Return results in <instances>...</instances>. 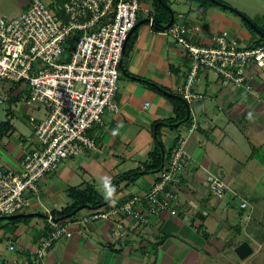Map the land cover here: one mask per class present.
Masks as SVG:
<instances>
[{"label": "crops", "instance_id": "crops-1", "mask_svg": "<svg viewBox=\"0 0 264 264\" xmlns=\"http://www.w3.org/2000/svg\"><path fill=\"white\" fill-rule=\"evenodd\" d=\"M206 1L165 0L161 7L155 0H141L138 23L119 70V113L107 112L103 124L89 131L98 142L97 150L63 161L41 181L40 196H31V205L20 218H0V264L35 263L34 252L51 231L49 215L72 205L70 189L92 186L109 203L100 208L107 211L149 194L159 172L123 182L111 200L115 188L109 185L143 170L158 140L168 157L177 132L186 133L190 125H162L158 130L159 124L176 118L180 90L194 66L187 50L164 32L185 25L187 41L202 48L213 47V38L225 31L242 48L264 46V37L233 11L264 33V0H215L233 10ZM18 6L7 17L27 11L30 0H21ZM155 19L164 30L152 27ZM249 74L252 92L223 87L215 72L200 70L193 91L202 98L188 106L198 129L186 134L191 159L177 191L176 214L149 217L144 226L126 216L119 224L84 223L95 211L90 208L67 220L58 217L56 222L67 226L73 237L58 242L46 264H264V68L252 67ZM27 92L25 84L12 85L10 100L0 111V163L17 172L28 153L43 148L35 126L48 116L44 105H27ZM211 176L227 186L222 199L212 195ZM243 203L247 208L241 207ZM244 245L252 251L242 256Z\"/></svg>", "mask_w": 264, "mask_h": 264}, {"label": "built area", "instance_id": "built-area-1", "mask_svg": "<svg viewBox=\"0 0 264 264\" xmlns=\"http://www.w3.org/2000/svg\"><path fill=\"white\" fill-rule=\"evenodd\" d=\"M60 1L30 0L24 13L0 15V106L10 100L12 85L25 84L27 105L42 104L48 111L47 118L35 126L43 148L28 153L18 172L0 163V218L27 211L31 196H40L41 181L54 174L63 161L97 150L98 142L89 131L103 124L107 112L120 111L116 100L119 70L126 43L138 23L141 0ZM188 31L185 25L176 24L164 33L194 60L187 84L180 90L189 106L202 98L193 91L201 69L215 72L223 87L253 91L249 70L264 68V46L242 48L225 31L213 38V47L202 48L187 41ZM197 129L193 117L186 133L177 132L175 146L147 196L112 210H95L84 223L114 220L119 224L126 216L144 226L149 217L176 214L177 191L191 159L186 134ZM209 181L212 195L222 199L227 191L224 181L216 176ZM241 207L247 208V204ZM48 223L51 231L37 246L34 264H46L51 249L62 239L73 237L52 215ZM116 236L123 237L120 232Z\"/></svg>", "mask_w": 264, "mask_h": 264}, {"label": "trees", "instance_id": "trees-1", "mask_svg": "<svg viewBox=\"0 0 264 264\" xmlns=\"http://www.w3.org/2000/svg\"><path fill=\"white\" fill-rule=\"evenodd\" d=\"M158 5L161 7L164 6L165 0L162 3H159L158 0H155ZM206 1V0H205ZM207 2V1H206ZM153 27L157 31H162L165 28L161 27L160 22L155 19L153 22ZM181 101H179V107L176 108V118L173 120L165 121L158 126V130L162 125L168 126V127H181L184 124L191 123V116L189 112V105L185 102V100L181 97ZM176 122V123H175ZM177 124V125H175ZM7 124H4V128ZM158 135V134H157ZM158 145L156 149L149 155L148 161H146L143 164V170L139 169L134 172H130L123 177H120L117 179L113 184L109 185V188L114 189V196L117 193V188L119 185H121L123 182L126 181H134L135 178L143 175V174H149V173H157L163 170L167 163L168 157H165L163 153V148L159 142L157 141ZM69 197L72 200V205L67 208L63 213L61 214H55L53 215L54 220L56 221L58 217L62 218V220H67L69 218L74 217L80 210L85 208H90L93 210H98L104 206H108L109 203L105 202L103 197L95 190L92 186H87L85 188H73L69 190ZM58 215V216H57ZM59 218V219H60ZM61 221V220H58Z\"/></svg>", "mask_w": 264, "mask_h": 264}, {"label": "water", "instance_id": "water-1", "mask_svg": "<svg viewBox=\"0 0 264 264\" xmlns=\"http://www.w3.org/2000/svg\"><path fill=\"white\" fill-rule=\"evenodd\" d=\"M211 2H213L214 4H216V5H219V6H222V7H224V8H227V9H229V10H233V9H231L230 7H228V6H226V5H224V4H222V3H220V2H218V1H215V0H211ZM236 14H238L248 25H250L251 26V28H253L258 34H260L261 36H263L264 37V33L261 31V30H259L247 17H245L244 15H242L241 13H239V12H237V11H235V10H233ZM173 21H174V19H172V21H171V23L169 24V27L173 24ZM168 27V28H169ZM113 195H114V193H112L111 194V197H110V200L113 198ZM21 217V215H17V216H12V217H6V218H1V219H5V220H14V219H18V218H20ZM251 248L248 246V245H244V246H242L241 247V249H240V254L242 255V256H244V255H247V253H251Z\"/></svg>", "mask_w": 264, "mask_h": 264}, {"label": "rangeland", "instance_id": "rangeland-1", "mask_svg": "<svg viewBox=\"0 0 264 264\" xmlns=\"http://www.w3.org/2000/svg\"><path fill=\"white\" fill-rule=\"evenodd\" d=\"M21 0H0V14L3 16H13L18 10V2ZM45 2H49L50 0H44ZM6 105L0 106V111Z\"/></svg>", "mask_w": 264, "mask_h": 264}]
</instances>
